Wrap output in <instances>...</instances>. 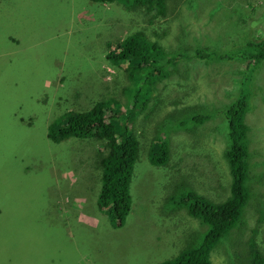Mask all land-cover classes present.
Wrapping results in <instances>:
<instances>
[{
	"label": "rangeland",
	"instance_id": "1",
	"mask_svg": "<svg viewBox=\"0 0 264 264\" xmlns=\"http://www.w3.org/2000/svg\"><path fill=\"white\" fill-rule=\"evenodd\" d=\"M167 4L164 14L119 0H0V264H159L189 244L200 248L208 225L182 202L191 190L214 202L230 195L224 110L248 90L251 196L210 256L211 264H253L252 252L264 259V60L247 81L243 58L196 55L263 39L264 0ZM137 31L160 45L157 60L166 72L147 108L128 123L141 145L131 210L118 226L98 207L101 172L88 162L97 164L93 152L104 141H53L47 131L67 111L122 93L126 64L116 65L107 53ZM183 109L187 116L206 111L211 119L189 131L171 127L164 117L172 113L173 120ZM157 134L170 149L165 165L153 164L142 149L150 151Z\"/></svg>",
	"mask_w": 264,
	"mask_h": 264
},
{
	"label": "trees",
	"instance_id": "2",
	"mask_svg": "<svg viewBox=\"0 0 264 264\" xmlns=\"http://www.w3.org/2000/svg\"><path fill=\"white\" fill-rule=\"evenodd\" d=\"M100 1L111 3L117 0ZM119 1L131 8L136 5L147 6L150 4L151 9L156 8L161 13L168 14V0ZM3 39L6 41L5 46L13 49L11 43L4 37ZM16 41H20L19 37ZM115 42L116 48L111 49L107 53V57L116 65L126 64L131 84L127 80V84L122 87V93L119 91L108 98L99 100L87 111L72 110L62 114L49 125L47 136L53 141H61L69 137L88 138L96 141L105 139L103 144L105 152L97 151V154L100 155L97 160H99L98 166L101 170V189L98 193L97 204L101 210L108 214L113 223L121 226L131 210V183L141 145L133 125L130 126L128 123L147 108L153 85L164 76L166 66L157 60L159 44L149 40L141 31L128 34ZM196 55L201 59H207V57L220 60L243 58L247 61L248 71L244 78L249 81L255 66L264 60V38L257 42L248 41L244 49L228 52L213 51L211 53L205 49H198ZM250 92L248 90L238 94L236 100L224 110L228 131V146L224 155L231 172L230 195L223 201L214 202L191 190L188 199H185L182 204L188 207L191 214L208 225L209 229L203 236L204 243L200 248L189 244L179 255L159 264H211V251L241 217L243 208L251 196L249 159L253 155L251 151L253 138L250 137V126L246 121V114L250 106ZM123 95L126 96V101L120 102V97ZM189 110H196V108L189 106ZM187 111L188 109L181 110L179 112L181 116H177L173 120L170 118L172 113H169L164 119L168 118L165 121L171 127L175 126L178 129L189 131L192 130L193 124L204 123L205 120L211 119L212 115L203 111L187 116ZM115 113L118 115H112ZM149 114V110L146 111V115ZM166 140L167 138H164L161 142L160 136L157 134L150 151L148 146H142L150 161L155 165H165L170 158V149ZM14 251L16 252L15 246ZM8 258L13 260V255ZM251 261L253 264H263L264 259L258 252H252Z\"/></svg>",
	"mask_w": 264,
	"mask_h": 264
},
{
	"label": "clouds",
	"instance_id": "3",
	"mask_svg": "<svg viewBox=\"0 0 264 264\" xmlns=\"http://www.w3.org/2000/svg\"><path fill=\"white\" fill-rule=\"evenodd\" d=\"M131 34V33H130ZM146 36V35H145ZM147 37V36H146ZM150 40V39H149ZM154 42H157V41H154ZM159 47H160V45H159ZM206 50V49H205ZM207 52H209V53H211V52H213V51H209V50H206ZM209 58H211V57H207V59H209ZM204 59H206V58H204ZM213 59H216V58H213ZM239 95H240V93H239ZM229 105V104H228ZM92 108V107H91ZM90 108V109H91ZM250 108V107H249ZM249 110V109H248ZM85 111H87V110H85ZM78 112H83V111H78ZM225 117V116H224ZM206 121V120H205ZM204 121V122H205ZM77 138H79V137H77ZM98 141H100V140H98ZM104 142H105V139L103 140ZM103 143H101V144H99V145H102ZM99 150V149H98ZM96 148L94 149V152L93 153H96L97 154V151H98ZM100 150H102V152H104V150H103V145H102V148L100 149ZM98 156H100L99 154H97V157ZM90 161H93V163H94V165H95V168H94V172L97 170V168L98 169H100L99 168V166H98V162H99V160H97V164H96V162L93 160V158H90L89 160H88V162H90ZM169 161V160H168ZM100 172H101V170H100ZM100 181V180H99ZM95 184H92V186H94ZM97 189V188H96ZM123 225V224H122Z\"/></svg>",
	"mask_w": 264,
	"mask_h": 264
},
{
	"label": "bare ground",
	"instance_id": "4",
	"mask_svg": "<svg viewBox=\"0 0 264 264\" xmlns=\"http://www.w3.org/2000/svg\"><path fill=\"white\" fill-rule=\"evenodd\" d=\"M137 33V32H136Z\"/></svg>",
	"mask_w": 264,
	"mask_h": 264
}]
</instances>
